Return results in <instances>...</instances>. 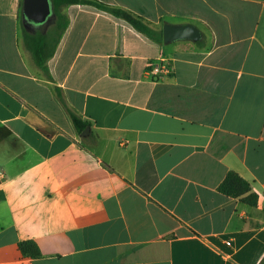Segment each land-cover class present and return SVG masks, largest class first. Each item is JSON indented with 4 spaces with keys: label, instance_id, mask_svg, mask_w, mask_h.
I'll return each instance as SVG.
<instances>
[{
    "label": "crops",
    "instance_id": "obj_1",
    "mask_svg": "<svg viewBox=\"0 0 264 264\" xmlns=\"http://www.w3.org/2000/svg\"><path fill=\"white\" fill-rule=\"evenodd\" d=\"M100 1L154 26L195 24L212 44H159L68 4L47 76L25 39L54 19L26 29L22 0H0V264H258L264 0ZM161 60L170 72L150 78ZM228 172L255 205L218 190ZM22 240L41 256L23 255Z\"/></svg>",
    "mask_w": 264,
    "mask_h": 264
},
{
    "label": "trees",
    "instance_id": "obj_2",
    "mask_svg": "<svg viewBox=\"0 0 264 264\" xmlns=\"http://www.w3.org/2000/svg\"><path fill=\"white\" fill-rule=\"evenodd\" d=\"M52 5L53 23L50 29L42 33L37 31L35 34L26 35V45L31 51L33 59L36 65L48 76L46 67V60L53 54L56 43L59 41L63 31L67 27L68 18L65 13L62 12V7L68 4H88L94 6L100 10L106 11L118 18L127 21L134 29L142 33L150 40L161 44L162 43V25L167 21L166 18H161L160 24L154 26L149 22L144 21L140 16L133 14L132 12L113 6L100 0H50ZM199 47L205 46V50H208L212 44L211 34L207 36L203 34L201 40L196 41ZM123 64L117 63L115 68L121 70ZM110 74L115 77H127L128 73H118L110 69ZM73 125L78 133H80L86 126V122H82L78 117L72 115ZM218 190L229 197H241V199L250 205H255L257 202V194L250 192V185L247 181L240 178L234 172H228L225 178L218 186ZM18 248L21 253L31 258H37L41 256V252L33 240H22L18 242ZM258 264H264V255Z\"/></svg>",
    "mask_w": 264,
    "mask_h": 264
},
{
    "label": "water",
    "instance_id": "obj_3",
    "mask_svg": "<svg viewBox=\"0 0 264 264\" xmlns=\"http://www.w3.org/2000/svg\"><path fill=\"white\" fill-rule=\"evenodd\" d=\"M53 17L50 0H22V21L26 29L44 25ZM201 38V31L195 24L166 22L162 25L163 43L180 40L198 41ZM88 129L89 127L86 126L80 135L84 136Z\"/></svg>",
    "mask_w": 264,
    "mask_h": 264
},
{
    "label": "built area",
    "instance_id": "obj_4",
    "mask_svg": "<svg viewBox=\"0 0 264 264\" xmlns=\"http://www.w3.org/2000/svg\"><path fill=\"white\" fill-rule=\"evenodd\" d=\"M170 70L171 68L166 63V61L161 60V61L151 63L148 66L146 73L152 79H159L161 76L168 74Z\"/></svg>",
    "mask_w": 264,
    "mask_h": 264
},
{
    "label": "flooded vegetation",
    "instance_id": "obj_5",
    "mask_svg": "<svg viewBox=\"0 0 264 264\" xmlns=\"http://www.w3.org/2000/svg\"><path fill=\"white\" fill-rule=\"evenodd\" d=\"M40 28V27H39Z\"/></svg>",
    "mask_w": 264,
    "mask_h": 264
},
{
    "label": "rangeland",
    "instance_id": "obj_6",
    "mask_svg": "<svg viewBox=\"0 0 264 264\" xmlns=\"http://www.w3.org/2000/svg\"><path fill=\"white\" fill-rule=\"evenodd\" d=\"M44 28V27H43Z\"/></svg>",
    "mask_w": 264,
    "mask_h": 264
}]
</instances>
